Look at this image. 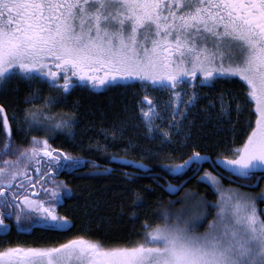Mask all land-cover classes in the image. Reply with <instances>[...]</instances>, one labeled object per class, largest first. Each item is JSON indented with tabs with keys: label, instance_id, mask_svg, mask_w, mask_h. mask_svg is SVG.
<instances>
[{
	"label": "snow or ice",
	"instance_id": "6c2138e0",
	"mask_svg": "<svg viewBox=\"0 0 264 264\" xmlns=\"http://www.w3.org/2000/svg\"><path fill=\"white\" fill-rule=\"evenodd\" d=\"M13 81L37 87L24 96L22 115H9L0 104V235L8 234L13 218L22 231L44 225L72 232L75 220L59 209L75 194L58 175L82 167L90 169L89 178L115 171L51 143L58 132L74 138L77 109L65 106L84 85L139 87L144 95L135 104L144 136L156 142L143 149L148 158L178 160L157 162L174 175L191 173L218 195L209 201L195 189L181 193L187 179L167 183L175 198L145 216L135 240L76 233L51 244L9 243L0 245V264H264V0H0V93ZM218 82L243 91L211 99L200 91ZM156 92L168 94L163 104L151 95ZM241 116L242 140L215 148V155L192 133L197 118L231 130ZM16 133L28 143L17 144ZM110 134L117 138L115 128ZM173 145L190 154L178 157ZM137 147L128 138L123 151ZM144 158L109 154L110 161L139 170L125 173L129 180L137 174L155 180ZM205 164L210 168L201 172ZM220 167L227 178L248 183L225 189ZM249 187L260 191L241 190ZM129 208V218L139 220L140 192L133 191Z\"/></svg>",
	"mask_w": 264,
	"mask_h": 264
},
{
	"label": "trees",
	"instance_id": "16d2710c",
	"mask_svg": "<svg viewBox=\"0 0 264 264\" xmlns=\"http://www.w3.org/2000/svg\"><path fill=\"white\" fill-rule=\"evenodd\" d=\"M30 87H37V85L32 84L30 86L24 81H13L8 85L6 92L0 93V104L7 106L9 115L12 114L13 110L19 115L23 114L22 110L26 106L24 96ZM224 90H228L231 94L243 91L238 86L234 87L218 82L215 89L211 91L207 89L202 93H207L208 99H211L213 94H219ZM44 91L47 93L49 90L45 88ZM140 95L137 88L115 89L98 94L85 90L72 92L65 110H71L73 107L77 109L74 121V138L58 132L51 141L53 147H60L73 156L95 159L102 165L114 168L115 171L110 175L89 178L85 173L90 169L83 167L77 172L69 171V173L64 172L61 175L62 181L75 194L65 201L62 209L63 214L67 213L75 220V227L72 232H43L34 228V225L27 231H22L14 226L13 218L11 222L14 228L0 238V245L7 246L9 243L51 244L54 241L62 242L76 233H88L93 237L105 240L137 239L136 234L145 216L154 217L160 205H166L170 198H175L170 197L165 191L166 181L178 184L181 180L191 176L189 173L187 177L183 174L174 175L161 168L157 162L162 160L164 163H169L178 162V160L170 161L164 156L151 159L148 158V153L143 151L146 147H155L156 142L147 140L144 136V129L135 104ZM130 116L134 118L129 119ZM236 119L235 114H233V120ZM243 119L244 116H241L239 118L240 123H236L235 127L230 130L227 123L218 127L211 122L202 125L200 118H197L192 133L198 138L197 143L213 150V155H215V148L232 140L238 142L242 140L241 125ZM125 121H127V126L124 127L123 135H120V128ZM113 128L117 132L116 139H113L110 134ZM128 138L136 141L140 147L126 153L123 148ZM14 139L17 144L26 145L28 143V137H25L23 133H16ZM179 139L180 137L176 138L177 142ZM2 140L3 134L0 133V142ZM97 142L107 147L98 151L95 147ZM172 147L176 149L178 157H186L190 154V150L179 149L175 145ZM160 151L166 152L168 149L164 148ZM109 154L126 157L130 160H139L141 156L145 157L143 162L151 165L156 179L153 180L150 175L137 174L129 180L125 173H139V170L133 165H131L133 168L126 167L129 164L119 160L110 161ZM193 189L198 194L204 193L209 201H214L217 198L211 187L204 183H198L195 177L185 184L181 193ZM133 191L140 192L144 197V208L141 211L140 219L134 222L129 218V205ZM181 193H178L177 196ZM122 207L123 211H121Z\"/></svg>",
	"mask_w": 264,
	"mask_h": 264
},
{
	"label": "flooded vegetation",
	"instance_id": "af4514ba",
	"mask_svg": "<svg viewBox=\"0 0 264 264\" xmlns=\"http://www.w3.org/2000/svg\"><path fill=\"white\" fill-rule=\"evenodd\" d=\"M129 88H137V89H139V93L141 94L142 93V91L140 90V88L139 87H129ZM208 88L207 87H204V88H202V89H200V91L202 92H205L206 90H207ZM79 90H85V91H88V92H92V93H95V94H98V93H104V92H107L106 90H104V89H96V90H89L88 88H87V86L86 85H84V86H79L78 88H77V90L76 91H79ZM140 98V97H139ZM128 160H130V159H128ZM119 164V163H118ZM117 164V165H118ZM125 165V164H124ZM118 166H120V165H118ZM126 167H129V168H133V166H131V164H129V165H126ZM83 168V167H82ZM82 168H80V169H82ZM210 168V166L209 165H204V168H202L201 169V172H203L205 169H209ZM218 171L221 173V175H222V183H224V184H232V185H235V186H240V185H237V184H235V183H233L232 181H229V180H227L226 178L228 177V173L224 170V169H222L221 167L218 169ZM67 173H69V171L67 172ZM128 173V172H127ZM63 173H61L60 175H58V177H57V179L58 180H62L61 179V175H62ZM190 175H192L191 173H189V176ZM224 177H226V178H224ZM228 179H232V180H234V181H236V182H238L239 184H245V183H248V181H244V180H238L235 176H232V177H230V178H228ZM205 184V183H204ZM260 186L261 187H264V180H261L260 181ZM243 189H246V190H250V191H255V192H259L260 191V187H256L255 189H248V188H243ZM67 200V199H66ZM65 200V201H66ZM64 205H65V202H64V204H63V207H64ZM63 207H61L60 209H59V211H60V213L61 214H63V212H62V209H63ZM259 207H261V208H264V204H261V205H259ZM12 219L11 220H9L8 221V223H9V225H10V230L12 229V228H14V226L12 225ZM34 228H36L38 231H43V232H56V231H53V230H51L50 228H48V227H46V226H44V225H34ZM9 233V232H8ZM5 235H0V238L1 237H4ZM22 244H24V243H22ZM27 245H34V244H27ZM39 245H42V244H39Z\"/></svg>",
	"mask_w": 264,
	"mask_h": 264
},
{
	"label": "rangeland",
	"instance_id": "374dc122",
	"mask_svg": "<svg viewBox=\"0 0 264 264\" xmlns=\"http://www.w3.org/2000/svg\"><path fill=\"white\" fill-rule=\"evenodd\" d=\"M143 95H144V92L142 91V93H141V95H140V98H142ZM151 95H152L153 97L157 98L161 104H163L164 101L167 100V96H168L167 93H160V92L151 93ZM138 99H139V97H138ZM138 116H139V113H138ZM139 120H140V122H141L140 116H139ZM163 123H164L165 126H166L167 121L165 120ZM141 124H142V123H141ZM142 126H143V124H142ZM143 129H144V126H143ZM221 168H222V167H221ZM222 169H223V168H222ZM222 184H223V186H224L225 189H227V188H229V187H238V186H235V185H232V184H224V183H222ZM211 189H212V188H211ZM212 190H213V189H212ZM241 190H242V191H247V192H250V193H256L255 191H250V190H246V189H243V188H242ZM213 192H214V191H213ZM214 193H215V192H214ZM215 194H216V193H215ZM217 195H218V194H216V196H217Z\"/></svg>",
	"mask_w": 264,
	"mask_h": 264
},
{
	"label": "water",
	"instance_id": "95a60500",
	"mask_svg": "<svg viewBox=\"0 0 264 264\" xmlns=\"http://www.w3.org/2000/svg\"><path fill=\"white\" fill-rule=\"evenodd\" d=\"M205 165H208V164H205ZM192 178H194V176H192V175H191L190 177H188V178H187V182H188L190 179H192ZM224 178H226V177H224ZM226 179L229 180V181H232L233 183H235V184H237V185H241V184H239L238 182H236V181H234V180H232V179H228V178H226ZM187 182H186V183H187ZM167 183H168V182L166 181V184H167ZM255 188H256V187H254V188L249 187L248 189H251V190H252V189H255ZM181 190H182V189H181ZM166 192H167V191H166ZM167 193L169 194V192H167ZM177 194H178V193H177ZM177 194H176V195H177ZM169 195H170V194H169Z\"/></svg>",
	"mask_w": 264,
	"mask_h": 264
},
{
	"label": "clouds",
	"instance_id": "9594fccd",
	"mask_svg": "<svg viewBox=\"0 0 264 264\" xmlns=\"http://www.w3.org/2000/svg\"><path fill=\"white\" fill-rule=\"evenodd\" d=\"M33 110H37V109H33Z\"/></svg>",
	"mask_w": 264,
	"mask_h": 264
}]
</instances>
